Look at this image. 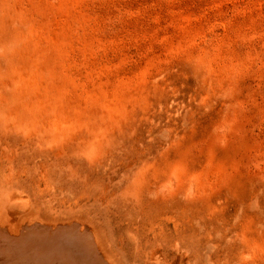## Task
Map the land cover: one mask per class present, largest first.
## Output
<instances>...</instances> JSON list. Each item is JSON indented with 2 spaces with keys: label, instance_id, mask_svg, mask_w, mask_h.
<instances>
[{
  "label": "rangeland",
  "instance_id": "rangeland-1",
  "mask_svg": "<svg viewBox=\"0 0 264 264\" xmlns=\"http://www.w3.org/2000/svg\"><path fill=\"white\" fill-rule=\"evenodd\" d=\"M4 82L48 136L0 164L16 218L115 264H264V0H0Z\"/></svg>",
  "mask_w": 264,
  "mask_h": 264
},
{
  "label": "bare ground",
  "instance_id": "bare-ground-1",
  "mask_svg": "<svg viewBox=\"0 0 264 264\" xmlns=\"http://www.w3.org/2000/svg\"><path fill=\"white\" fill-rule=\"evenodd\" d=\"M5 88V82L0 84V89ZM14 94L17 96L14 89L0 94V98H4L0 105V127L3 126L0 131L17 136L14 139L8 136L14 141L9 145L7 135L0 134V164L7 168L20 158L17 146L26 147L35 155L36 144L48 137L39 135L33 115H28L30 123H26L25 110L17 97L5 106V101ZM12 180L6 177L2 185L6 187ZM101 238L96 229L79 219L56 223L34 213L23 219L16 218L10 202L0 197V264H115L106 253Z\"/></svg>",
  "mask_w": 264,
  "mask_h": 264
}]
</instances>
